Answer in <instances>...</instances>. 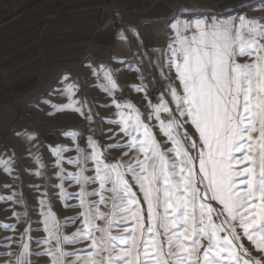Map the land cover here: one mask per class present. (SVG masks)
<instances>
[{"label":"snow or ice","instance_id":"6c2138e0","mask_svg":"<svg viewBox=\"0 0 264 264\" xmlns=\"http://www.w3.org/2000/svg\"><path fill=\"white\" fill-rule=\"evenodd\" d=\"M247 7L264 11V0ZM163 27L168 33L165 48L152 49L153 55L138 48L136 63H127L137 72L140 83L131 87L144 93L147 111L130 99L117 98L115 74L121 69L100 65L93 75L103 72L102 88L116 109L117 119L108 121L118 129H108L113 142L102 144L89 135L87 147L77 143V155L68 158L67 147L49 146L55 157L56 199L73 197L65 184L74 183L79 191L73 198L79 202L64 207L81 211L61 222L48 191H43L37 200L46 235L33 237L23 193L0 195V201L10 202V219L16 221H0L11 233L0 238L5 248L0 264H39L42 257L48 258L47 264H264V15L249 17L233 10L225 17L184 8ZM128 30L142 48L138 31ZM117 35L127 42L124 29ZM146 57L164 81L155 102L151 81L145 83L147 69L137 66L144 65ZM118 62L125 64L123 59ZM77 88L67 84L62 90L68 103L44 102L57 112L74 111L91 124L97 113L85 99H73ZM63 134L73 141L81 135ZM25 135L36 139L35 134ZM113 151H119V158L111 156ZM14 155L0 159V165L15 182L19 175H13ZM65 160L76 171L68 172ZM40 167L45 165L41 162ZM97 182L98 188L89 191ZM33 187L40 192L39 186ZM134 187L147 204V227ZM97 195L98 201L88 199ZM129 218L134 227L113 234V225L126 224ZM77 221L75 231L65 234L68 224ZM21 223L24 229L18 231ZM78 243L91 250H68Z\"/></svg>","mask_w":264,"mask_h":264},{"label":"crops","instance_id":"0c3cea01","mask_svg":"<svg viewBox=\"0 0 264 264\" xmlns=\"http://www.w3.org/2000/svg\"><path fill=\"white\" fill-rule=\"evenodd\" d=\"M256 1L0 0V140L24 122V113L49 93L54 80L84 63L130 56L136 48L150 55L154 48L164 49L163 25L180 9L233 14ZM129 28L138 31L142 48ZM121 29L127 42L118 38ZM149 69L164 83L158 70Z\"/></svg>","mask_w":264,"mask_h":264},{"label":"rangeland","instance_id":"374dc122","mask_svg":"<svg viewBox=\"0 0 264 264\" xmlns=\"http://www.w3.org/2000/svg\"><path fill=\"white\" fill-rule=\"evenodd\" d=\"M257 2L259 1L252 3V5L257 4ZM237 12H246V15L249 17L264 15V11L259 9L255 11L250 10L247 5L242 7V9ZM229 14L231 13H225L223 16H227ZM137 51L138 48L132 50L133 53H131L132 55L130 56L118 55L104 61L100 60L84 63L78 71L68 73L59 79L54 80V85L49 93L39 99L35 108L31 110L28 109V111L24 113L26 116L24 122H20L19 125H16L12 132L6 135L3 141L0 140V159H7L8 156L14 153L15 173H13V175L17 173L19 175V179L14 182L13 177L6 174L3 170V165H0V195H10L13 190L23 193L22 198L27 205L29 216L32 221V227L34 229L31 233L33 237H42L46 235L43 231L42 224H40L37 200V197H39L43 191H48L49 199L52 204V210L61 222H64L66 217H74L79 211H81V209L64 207L65 203L77 204L79 202L77 199L73 198L79 191L78 186L74 183L71 186H69L68 183L65 184L67 191L72 193L73 197H70L67 201L56 199L57 189L52 187L53 184L58 182L55 176L52 175L54 172L52 165L55 161V157L52 156L49 146L51 145L52 147H56L57 145H63L69 149V151L64 154L65 157H75L77 155L75 150L76 144L78 143L81 148H86V138L89 135H92L94 139L104 144L113 142L108 140L109 128H112L114 132L118 131L115 125L108 123L109 120L117 119V117L115 116L116 109L111 105L112 98L108 96L102 88V85L105 83L103 79V72L101 71L98 73V76H94L93 68L98 69L100 65H104L108 68L121 69V71L115 74V79L118 82L117 98L130 99L142 111H147L145 106L146 101L143 99L144 93H136L131 87L134 84L140 83L137 72L135 69H129L127 67L128 62L133 64L136 63L133 58V54L137 53ZM121 59L125 61L124 65H121L118 62ZM89 65H91V67H89ZM137 66L146 67L147 70L145 71V75L147 79L145 80V83L151 81L150 77L153 78V76L150 73L148 61L145 59L144 65ZM65 76L68 77L67 80L64 79ZM153 81V86H151L152 84H149V92L151 93L150 98L153 99V102H155L152 93L155 88L162 90L164 83H161L154 78ZM67 84H75L78 86L77 89H74L76 95L73 99H85L93 111L97 113L91 124L74 111L65 110L63 112H57L51 107V104L68 103V97L62 95V90ZM120 92H122V96L119 95ZM44 101H51V104H46ZM105 105H108V107H105ZM27 113H30L31 115L27 116ZM49 113L53 114L50 115ZM153 123L156 122L153 121ZM90 127L94 131H89ZM68 131H76L81 135L76 141H73L70 136H65L63 134ZM17 133H20V135H17ZM25 133L29 135L35 134L36 139L30 141ZM157 138L162 139L159 135ZM36 156L40 157L39 161H37ZM111 156L119 158L120 153L119 151H113ZM41 162L45 165L44 168L40 167ZM64 167L68 170V172L76 171L75 167L67 164L66 160L64 162ZM89 167L91 168L92 165L90 164ZM37 171L42 172L44 175H35ZM89 174H91V172H89ZM49 176H51V180L47 179ZM6 184L12 185V188H5L4 185ZM33 185L39 186L40 192H37ZM92 188H98V182L96 185L90 186L88 190L91 191ZM133 190L136 191L137 197L140 199V206L144 210L143 214L145 216V227H147L146 201L143 200V194L138 191V188L134 187ZM104 195L108 197L110 194L105 192ZM88 199L98 201L99 195L88 197ZM10 206V202L5 203L0 201V221L8 224H14L16 221L14 219H10ZM16 207L18 211H23L21 206L17 205ZM100 208L102 211L107 210L104 205H100ZM110 208L111 202L108 203V209ZM98 222L101 224L104 223L103 221ZM38 225L40 226L37 227ZM134 225L135 222L131 220V218H129L126 224L124 222H118L113 225V234H117L123 227L131 228L134 227ZM24 226L25 225L23 223L17 225L18 231H23ZM77 226H79V221H77L76 225H71L69 223L64 229L65 234L70 235L71 232L75 231ZM10 234L11 233L8 230H5L2 226H0V238ZM244 242L245 246L250 243L246 240ZM73 247L81 254H86L87 251L91 250L79 243L74 246H68V250H72ZM203 251L204 250L201 249V253ZM4 252L5 248L3 247V244L0 243V259L4 258ZM47 259L48 258L46 257H42L39 264H47Z\"/></svg>","mask_w":264,"mask_h":264},{"label":"built area","instance_id":"2783aa9c","mask_svg":"<svg viewBox=\"0 0 264 264\" xmlns=\"http://www.w3.org/2000/svg\"><path fill=\"white\" fill-rule=\"evenodd\" d=\"M152 94H153L154 99H156V97L159 95L158 88H155V90L153 91ZM122 95H120V96H122ZM30 115H31L30 113H27V116H30Z\"/></svg>","mask_w":264,"mask_h":264}]
</instances>
